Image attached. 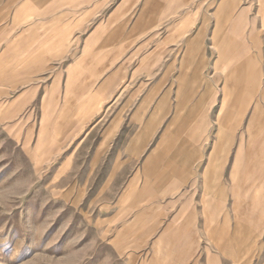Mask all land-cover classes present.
Segmentation results:
<instances>
[{
    "label": "rangeland",
    "instance_id": "rangeland-1",
    "mask_svg": "<svg viewBox=\"0 0 264 264\" xmlns=\"http://www.w3.org/2000/svg\"><path fill=\"white\" fill-rule=\"evenodd\" d=\"M224 1L181 9L192 20L168 23L169 53L164 34L150 37L135 22L115 23L111 38L91 36L100 24L92 22L89 40L64 39L57 54L23 52L6 47L20 39L0 38V264H264V17L258 0H238L217 21ZM235 49L245 51L238 61ZM186 62L200 64L197 83L179 75L168 82L170 63L175 75L193 73L180 70ZM238 73L243 83L231 91ZM168 88L176 100L194 99L181 102L191 116L177 119L186 132L175 138L196 164L191 194L202 191L191 203L200 222L189 228L172 226L165 200L160 208L132 190L153 150L135 165L128 151L110 148L113 120L126 124L143 105L158 110Z\"/></svg>",
    "mask_w": 264,
    "mask_h": 264
},
{
    "label": "crops",
    "instance_id": "crops-1",
    "mask_svg": "<svg viewBox=\"0 0 264 264\" xmlns=\"http://www.w3.org/2000/svg\"><path fill=\"white\" fill-rule=\"evenodd\" d=\"M191 3L192 0H0V38L20 39L16 42L13 41L12 44L7 42L6 47L9 44L10 47L20 45L23 47V52L57 54L64 52V39L86 37L89 40L90 23L92 22H99L100 24L94 29L91 36L104 38L117 36L114 33L118 30L115 23L135 22L134 28L149 31L150 37H154L156 33L158 36V32H161L164 34V39H171L175 26L168 23L174 21L175 16H179L177 21L182 24L190 23L192 20L190 12L180 14V11L189 7ZM236 3L238 0H225L220 8V14H217L215 20L218 21L219 15L220 21L223 18L231 17ZM257 4L260 7L259 13L264 17V0H258ZM246 14V12L241 13L239 18L244 19ZM202 16L199 15V21L206 22L209 20L206 17L208 15ZM110 24H113L114 28ZM204 33L205 31L199 33L198 43L203 36L206 37ZM170 39L167 40L168 45L166 43L161 45L166 46L167 53L175 47L174 43H170ZM41 48H45V50H41ZM219 51L223 52V49L220 48ZM204 52L199 50L198 53ZM240 52L245 53L244 50L235 49L233 52L234 61L239 60ZM198 66H200L199 63L192 67L191 63L186 62L180 70L190 68L193 73L186 74V72L179 71V74L175 75L174 64L170 63L166 69V79L169 82L179 75L178 80L181 82L191 80L197 83L196 80L200 71ZM236 77H234L232 85L230 84L231 91H235L238 85L243 83L241 81L243 74L238 73V80ZM252 87L250 85L248 89L250 90ZM225 97L227 96L225 95ZM189 100L193 101L194 99L189 94L185 98L182 93L178 95L176 100V95L171 93L168 88L158 100V110H145L143 105L130 114L126 124L121 123L120 116L115 118L108 130L109 133L118 135L116 140L111 143L110 148L128 151L130 156L132 154L131 163L135 165L138 163V159L145 154L146 149L153 150L142 160L139 169L143 177L141 185H137L139 180L137 176H134L131 180L135 184L132 190L141 191L138 197L142 199L156 198L160 208L163 205L162 201L165 200L164 207L169 210L171 215L169 222L172 226H186V228H189L191 223L200 222V211L193 210L191 203L192 197L200 198L202 196V191H198V195L191 194L190 184L196 175V164L192 162L190 152H186L185 149H188L185 147L186 144L175 140V138H180L179 135L186 132L185 127L179 126V121L176 125V122L181 117L191 116L181 104V102ZM230 107L231 109L234 108L233 103L230 104ZM162 128L164 131L161 130ZM252 132L255 133V131ZM162 133L166 136H161L156 141L155 147L151 148V139ZM123 135L129 136L126 138ZM168 139L173 140L169 141ZM251 147L253 157L258 158L260 156L258 148L254 144ZM235 171H239V153ZM239 191L240 184L238 186L236 184L232 190L235 198L245 194V192L240 193ZM240 213L237 212V219L244 220L243 215L240 219ZM179 236L185 237L186 235L182 233ZM187 236L189 235L187 234ZM180 252L183 253V251ZM178 261L185 262L186 259L178 258Z\"/></svg>",
    "mask_w": 264,
    "mask_h": 264
}]
</instances>
